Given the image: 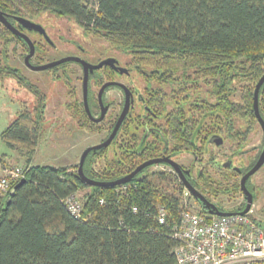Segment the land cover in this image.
Masks as SVG:
<instances>
[{
  "label": "trees",
  "instance_id": "1",
  "mask_svg": "<svg viewBox=\"0 0 264 264\" xmlns=\"http://www.w3.org/2000/svg\"><path fill=\"white\" fill-rule=\"evenodd\" d=\"M0 12L25 18L47 13L72 18L85 35L106 39L130 55L138 67L177 76L185 84L175 99L188 107L193 88L206 84L213 102L197 98L195 108L198 113L211 109L212 122L219 124L213 132H220L218 127L235 129L233 119L238 115L253 116V89L264 73V0H95L93 4L88 0H0ZM17 41L20 38L0 24L1 59L5 61L7 47ZM8 77L19 78L18 71L1 62L0 78ZM259 100L264 109V82ZM39 113L37 107L32 115L27 110L19 112L1 133L9 148L22 144L26 164L24 180L12 181L8 192L0 196V264H175L176 241L169 235V224L158 222L157 206L166 208L168 223L177 219L182 189L168 190L158 174L136 175L123 183L126 191L118 193L119 185L85 183L77 173L78 164H31L41 135ZM204 124H199L198 132ZM90 126L79 122L81 129ZM0 161L14 165L6 154L0 155ZM106 162L110 166L112 161ZM93 163L88 156L84 174L104 181L121 177L127 169L94 175ZM85 187L88 191L76 218L62 200ZM233 188L237 190V184ZM198 212L210 217L206 209Z\"/></svg>",
  "mask_w": 264,
  "mask_h": 264
},
{
  "label": "flooded vegetation",
  "instance_id": "2",
  "mask_svg": "<svg viewBox=\"0 0 264 264\" xmlns=\"http://www.w3.org/2000/svg\"><path fill=\"white\" fill-rule=\"evenodd\" d=\"M0 13L3 14V12ZM5 17L35 46L33 54L28 56V43L0 22L21 40L7 47L5 61L1 59L2 54H0V63H6L17 69L19 78L0 79L2 81L14 79L20 88L32 94L31 101L28 99L21 101L22 106L20 105L16 115L23 110L29 111L32 115L37 107L42 116L40 121L42 127L45 112L49 115L70 113L76 129L71 133L79 131L101 134L98 141L85 147L107 142L106 145L89 150L85 156L84 162L88 156L94 159V175L95 173L103 175L108 170L120 172L125 167L127 169H123L126 170L121 176L123 177L147 160L164 158L141 167L133 177L141 175L150 178L158 174L162 181L171 180L176 185V189L181 188L185 196L194 200L197 209H206L204 203L188 190L179 172L165 160L169 159L177 164L188 183L209 202L221 208L220 210L240 211L238 208H244L248 202L247 195L251 198L248 211L254 206L255 187L264 186L255 180V174L264 166V161L253 173L245 177L243 185L241 179L257 163L264 148V129L261 124V120L264 123V109L260 105L259 93L257 103L261 120L254 110L252 95L253 116L244 118L238 115L233 119L235 129L228 131L226 128L218 127L220 132H213L219 124L212 122L211 109H200L198 113V109L195 108V104L199 105L197 98L205 103L213 102V98L202 86L196 90L193 88L190 92L188 103L191 106L188 107L187 103L180 104L175 99L180 91V85L184 86L185 83H181L175 75L170 77L165 70L155 72L152 68L138 67L135 62H132L131 57L125 60L119 59L115 52L107 54L105 47L94 51L97 52L95 55L79 41V37L67 38L68 36L62 32L63 27L56 28V31L52 33L47 26L39 23L38 20H41L42 16L26 19L39 25L43 31L24 25L19 21L21 16L6 15ZM32 32H39L43 36L33 38L30 36ZM82 33H80L81 39L89 37ZM10 46L11 51L21 56L20 65L10 62L8 56ZM53 47L59 50L55 51ZM111 48L117 50L114 47ZM102 50L105 52H100ZM19 56H16V59ZM62 58L68 59L45 69H35L36 66ZM81 60L91 65L102 62L99 67L87 69L86 100L83 83L84 66ZM72 64L79 67L80 73L70 66ZM27 71L33 73L42 71L41 73L45 74L38 79L29 75ZM123 75L131 77L127 80L123 78ZM133 75L135 77L132 78ZM49 81L54 83V89L48 100V94L42 87H45V83ZM203 85L207 88L206 84ZM32 89L38 93L33 92ZM182 93L185 94V91ZM234 96L239 99V91H236ZM50 100L55 101L53 103H57L58 106L48 107ZM126 103L127 108L124 112ZM75 109H78L77 113L74 112ZM198 115L200 116L197 117ZM203 115L207 117H202ZM202 121L205 124L198 132ZM79 122L91 126L88 130H84L79 127ZM117 123L118 126L114 129ZM93 126L96 129L89 131ZM259 128L260 141L251 147L249 146L251 134ZM250 150L254 151L250 152ZM106 160L112 161L110 166H107L109 163ZM156 167L160 168L156 169ZM235 184H237V190H233ZM220 191L222 192L216 194ZM232 194H239L241 198L227 207L228 205L224 204L220 198Z\"/></svg>",
  "mask_w": 264,
  "mask_h": 264
},
{
  "label": "rangeland",
  "instance_id": "3",
  "mask_svg": "<svg viewBox=\"0 0 264 264\" xmlns=\"http://www.w3.org/2000/svg\"><path fill=\"white\" fill-rule=\"evenodd\" d=\"M88 1L92 4L95 2V0H88ZM41 18H42L41 20H38L39 23L43 24L44 26H47V28H49L52 33L53 31H56V28L59 29L63 27L62 32H64V34L68 36L67 38L79 37V41L82 44H85L87 49H89L91 52L97 51L98 48L103 49L105 47L107 54L110 52H115V54L119 59L127 60L130 57L129 55H124L121 52H118L117 50H113L111 48L112 46L108 43V41L102 37H97V36L94 37L92 35H89V37H87L86 39H81L80 33L82 31L80 30V27L77 26V24H75L73 19L70 17H57L54 14L47 13L44 14ZM30 36L37 39L43 35H41L39 32L38 33L32 32ZM11 46L10 48H8L9 60L13 64L20 65L21 56L11 51ZM54 48L55 47H53V49ZM54 50L57 51L59 50V48H57V50L55 48ZM100 52L104 53L105 51L102 50ZM94 53L95 55L97 54V52ZM16 56H19L18 59H16ZM70 66L75 68L80 73V69L78 66L73 64ZM41 72L42 71L33 73L27 71L29 75L35 76L38 79L39 77H42L45 74ZM129 77L131 76L123 75V78H126L127 80L129 79ZM133 77L135 76L133 75L132 78ZM202 88L207 90L209 86H207L206 88V86L203 85ZM42 89L43 91H46V93L48 94V100H49L50 95L53 93L54 83L49 81L45 83V87H42ZM25 99L31 101L32 94L20 88L14 79H6L4 81L0 79V155L6 154V158L9 159L10 164H16L20 166H24L26 164L25 157L21 153V147H23L22 144L16 142L14 145L15 150L9 148L2 140L1 133L9 124L11 119L15 117L18 109L20 108L21 101H24ZM53 102H51L50 100V103H48V107L51 108L54 105L58 106L57 103H53ZM74 124L75 123L73 121V117L70 115V113L65 115H61V114L49 115L48 113L45 112V116L42 121L41 135L39 137V140L35 144V149L31 159V164L52 165V166H70L73 164H77L79 161V155L81 151L87 145L98 141L99 138L101 137V134L100 135L89 134L86 132L83 133L79 131L71 133L75 129ZM251 135L252 136L249 146L252 147L253 145L255 146L260 141L261 138L260 128L253 131ZM252 151L254 150H250V152ZM157 168L160 167H156V169ZM255 180L257 182H260V184L264 185V166L260 168V170L255 174ZM162 184H164L165 188H167L170 191H172L174 187H176V185L171 180L162 181ZM263 190H264V186L260 185L255 187V191H254V195L256 196L255 204L250 209V214L255 218H257L260 222H262V224L264 223V193H262ZM87 191H88L87 187L77 190L76 195L81 202L84 201L83 196ZM182 198L188 200L189 203L195 206L194 200L192 198H189L188 196H185V193L183 192H182ZM240 198L241 197L239 194H232L229 196L221 197L220 199L224 204L228 205L227 207H229L230 204L235 203V201L240 200ZM195 208L197 207L195 206Z\"/></svg>",
  "mask_w": 264,
  "mask_h": 264
},
{
  "label": "built area",
  "instance_id": "4",
  "mask_svg": "<svg viewBox=\"0 0 264 264\" xmlns=\"http://www.w3.org/2000/svg\"><path fill=\"white\" fill-rule=\"evenodd\" d=\"M24 172L23 166L0 161V196L8 192L12 181L24 177ZM116 191L124 193L126 186L120 184ZM62 202L71 215L80 217L82 202L76 193L66 196ZM157 220L160 224H169V235L176 241L175 264H264V223L250 211L210 214L208 218L183 199L177 219L168 223L167 210L159 205Z\"/></svg>",
  "mask_w": 264,
  "mask_h": 264
},
{
  "label": "water",
  "instance_id": "5",
  "mask_svg": "<svg viewBox=\"0 0 264 264\" xmlns=\"http://www.w3.org/2000/svg\"><path fill=\"white\" fill-rule=\"evenodd\" d=\"M19 21H21L24 25L26 26H29V27H34L38 30H41L43 31V29L37 25V24H34V23H31V21H29L28 19L26 18H23V17H19ZM0 22H2L8 29H10L13 33H16L18 34L19 36H21L29 45V53H28V56L32 55L33 52H34V44L32 41H30V39L25 35L23 34L22 32L16 30L6 19V17L0 13ZM68 58H62L61 60H58V61H54V62H49V63H46V64H42V65H39V66H36L35 69H45V68H48V67H51L57 63H60L61 61H64V60H67ZM81 62L83 63V66H84V77H83V83H84V99L86 100V82H87V69H93L95 67H99L101 65V63L97 64V65H91V64H88L86 62H84L83 60H81ZM264 82V73L259 77L258 81L256 82L255 84V87H254V92H253V107H254V110L256 112V115L258 116V118L261 120V118L259 117V114H258V93H259V89H260V86L261 84ZM127 108V103L125 105V108H124V112ZM123 112V114H124ZM122 114V116H123ZM122 118V117H121ZM120 118V120H121ZM119 123V121H118ZM118 123L116 124L115 128L118 126ZM261 124L263 126V129H264V123L263 121L261 120ZM110 139H108L109 141ZM107 142H104L102 144H96V145H91V146H88L87 148H85L80 156V159H79V162H78V167H77V173L78 175L81 177V179L89 184V185H95V186H116V185H120V184H123V183H126L128 182L132 177L133 175L138 171V169H140L141 167L149 164V163H152V162H157L159 160H163L164 158H154V159H150V160H147L146 162L138 165L131 173L123 176V177H120L118 179H115V180H111V181H99V180H95V179H92V178H89L87 177L84 172H83V163H84V159H85V156L86 154L88 153L89 150L91 149H96L102 145H106ZM166 161H168L169 163H171L173 165V167L179 172L180 176H181V179L183 180L184 184L186 185V187L188 188V190L197 198L199 199L200 201H202L205 205V208L207 210V212L209 214H212V215H230L232 213H235V211H227V210H220L218 207H216L215 204L209 202L204 196H202L198 191H196L191 185L190 183H188V181L186 180V178L184 177V175L181 173V171L179 170L178 166L176 163H174L173 161L169 160V159H165ZM264 161V148H263V151L260 155V158L259 160L257 161V163L249 170V172L247 174H245L242 179H241V184L243 185V182H244V179L245 177H247V175L253 173ZM24 180V178H20L19 183H21L22 181ZM14 191V188L11 189V193ZM247 199H248V202L247 204L245 205V207L238 211L239 213L243 214V213H246L248 212L249 208H250V195L248 196L247 195Z\"/></svg>",
  "mask_w": 264,
  "mask_h": 264
}]
</instances>
